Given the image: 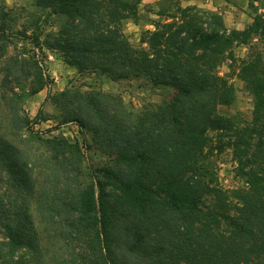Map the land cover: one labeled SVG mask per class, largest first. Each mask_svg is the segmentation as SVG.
<instances>
[{
  "label": "trees",
  "instance_id": "16d2710c",
  "mask_svg": "<svg viewBox=\"0 0 264 264\" xmlns=\"http://www.w3.org/2000/svg\"><path fill=\"white\" fill-rule=\"evenodd\" d=\"M140 0H35L64 23L40 39L78 72L144 78L171 90L133 114L118 95L63 90L59 124L76 123L107 158L80 180L78 143L30 130L10 93L47 84L33 57H10L0 84V264H264V55L234 48L264 36V17L227 30L219 16L176 8L132 45L122 21ZM0 7V53L11 42ZM10 34V35H9ZM228 69L252 97L242 126L218 112L234 102ZM228 152L241 187L223 188L211 158Z\"/></svg>",
  "mask_w": 264,
  "mask_h": 264
},
{
  "label": "rangeland",
  "instance_id": "374dc122",
  "mask_svg": "<svg viewBox=\"0 0 264 264\" xmlns=\"http://www.w3.org/2000/svg\"><path fill=\"white\" fill-rule=\"evenodd\" d=\"M133 1V0H129ZM193 6L206 13L220 17L227 30H243L252 21L254 15L264 17V0H140L137 5V16L122 21V31L132 45H137L141 33L152 30L154 21H167L168 15H174L176 8ZM0 7L8 11L13 21H6V31L11 34V42L6 43L4 54L0 53V84L5 74L7 60L17 55L33 57L37 60L42 74L47 81L40 92L32 94L29 89L30 78L25 82L12 86L10 93L30 130L44 138L57 137L80 146L82 162L80 180L89 184L94 169L106 164L107 158L101 154L91 142V133L81 129L76 123L59 124V110L52 102L53 97L63 90L88 93L101 91L118 95L123 105L136 114L145 104H156L160 99L168 97L171 90L155 86L144 78L112 81L105 74L94 71L78 72L67 65L55 51L45 48L38 50L29 42L32 34L41 33L42 39L47 33L56 32L64 23L63 17L50 13L47 9L35 5V0H0ZM10 35V34H9ZM251 50L264 55V36H254L246 46L234 48L236 58L247 59ZM219 75H226L234 87L235 99L229 106L218 107V112L242 126L251 118L252 97L243 83L228 69L224 62L218 69ZM6 109H0V124L5 126ZM212 172L223 188L241 187V181L234 178V163L226 151L219 157L211 158ZM4 175L8 172L0 171ZM0 187V192L2 191Z\"/></svg>",
  "mask_w": 264,
  "mask_h": 264
}]
</instances>
